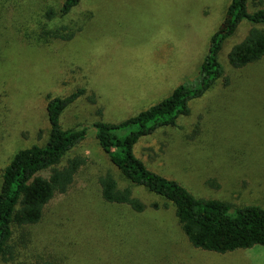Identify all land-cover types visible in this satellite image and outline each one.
<instances>
[{
  "label": "rangeland",
  "instance_id": "374dc122",
  "mask_svg": "<svg viewBox=\"0 0 264 264\" xmlns=\"http://www.w3.org/2000/svg\"><path fill=\"white\" fill-rule=\"evenodd\" d=\"M61 2L0 0V177L17 149L46 141V94L78 87L84 94L63 110L60 123L87 127L64 157L81 154L86 162L37 223L14 230V258L0 264H264V245L223 253L193 247L166 199L133 186L145 203L136 212L105 201L98 183L107 171L120 185L128 182L98 145L92 123L118 122L179 83L196 84L230 0H79L66 15L45 19V7ZM259 6L248 0L250 11ZM61 24L80 28L70 40H36L42 25ZM250 25L241 21L220 51L226 84L218 79L191 100L176 126L141 136L133 148L150 170L233 208H264V56L240 68L226 59Z\"/></svg>",
  "mask_w": 264,
  "mask_h": 264
},
{
  "label": "trees",
  "instance_id": "16d2710c",
  "mask_svg": "<svg viewBox=\"0 0 264 264\" xmlns=\"http://www.w3.org/2000/svg\"><path fill=\"white\" fill-rule=\"evenodd\" d=\"M78 3L79 0H62L57 9L45 7L43 16L47 20L64 16ZM260 3L258 0L260 6L250 11L248 0H230L223 19L209 38L196 84L179 83L164 98L118 122L97 120L92 123L98 145L128 182L120 185L110 171L101 174L98 177L101 197L107 202L124 204L140 212L145 209V203L134 194L133 186L160 195L173 205L182 232L196 248L223 253L264 245V208L258 204L233 208L225 200L197 197L176 180L150 170L135 155L133 148L141 136L162 127L176 126L180 116L189 114L191 100L200 97L218 79L223 78L226 84L219 54L225 40L235 32L241 21L246 20L251 25L242 38L228 49V64L240 68L264 56V26H261L264 25V4ZM79 28H71L68 24L53 28L42 25L36 40H70ZM84 91V87H78L64 96L46 94V141L17 149L2 168L0 259L3 261L14 258V230L37 223L48 201L68 190L75 174L86 162V157L81 154L64 157L85 138L87 127L64 128L60 123L63 110ZM88 98L95 103L93 94H89ZM123 129L126 132L122 133ZM153 206L158 205L153 203ZM231 208L234 210L231 211ZM33 264L57 263L42 259Z\"/></svg>",
  "mask_w": 264,
  "mask_h": 264
}]
</instances>
